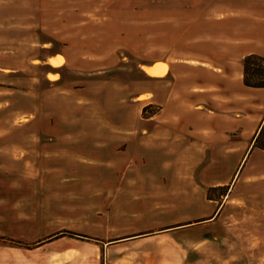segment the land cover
<instances>
[{
	"label": "rangeland",
	"instance_id": "rangeland-1",
	"mask_svg": "<svg viewBox=\"0 0 264 264\" xmlns=\"http://www.w3.org/2000/svg\"><path fill=\"white\" fill-rule=\"evenodd\" d=\"M175 21L179 0H0V131H17L19 236L0 238V250L24 252L62 237L91 247L157 232L146 240L149 247L181 244L184 264H264V153L250 150L264 116V90L233 95L225 112L211 108L208 139L179 156V140L142 139L152 127L142 119L157 106H127L130 96L115 86L147 81L140 66L163 64L157 62L173 48ZM82 40L128 49L104 63L85 60L83 69L75 54L47 76L39 44L61 48L72 41L77 49ZM49 76L59 81L52 85ZM118 116L137 129L122 138L110 134L115 129L107 120ZM215 214L181 232H161ZM22 251L17 259L31 260ZM37 251L47 255L46 248ZM0 264L9 263L0 256Z\"/></svg>",
	"mask_w": 264,
	"mask_h": 264
},
{
	"label": "crops",
	"instance_id": "crops-1",
	"mask_svg": "<svg viewBox=\"0 0 264 264\" xmlns=\"http://www.w3.org/2000/svg\"><path fill=\"white\" fill-rule=\"evenodd\" d=\"M25 44L34 45L29 41H17L18 47ZM91 44L82 40L76 49L72 41H63L61 48L52 42L40 43L37 48L43 53L40 64L50 70L47 76L55 75L53 72L67 66L75 54L81 59L83 69L88 63L85 60H96L98 64L102 60L104 63L112 60L118 49H128V44L116 42ZM57 50L64 52V63L61 61L62 65L54 67L49 60L61 58L57 57L60 55ZM250 55L264 57V0H179V21H175L173 48L160 54L157 62L163 64L140 66L138 72L147 81L136 85L117 83L115 86L130 96L126 100L130 101L127 106L139 107V111L147 105L159 107L157 114L142 119L152 124L148 131L142 132V139L152 141L156 138L157 145L165 142V139L161 141L162 136L179 140V156H183L191 154L198 140L208 139L214 122V117L209 114L211 108L219 106L225 112L233 95L242 97L247 94V89L252 90L243 84L242 61ZM36 59L40 62L39 57ZM143 66H163L164 72L159 77H149L141 70ZM233 75H236L234 81ZM58 81L53 79L50 84ZM89 90L92 88L88 87L86 92ZM134 90L139 92L133 93ZM142 96L144 99L139 100ZM121 102L116 106L119 115L126 107ZM219 116L226 121L225 113ZM229 120L231 122L232 118ZM107 121L115 129L110 134L119 138L137 129V123L127 117H109ZM95 134L102 137L100 132ZM50 135L53 138V134ZM64 136L56 135L55 138ZM129 150L130 144L127 143L126 151ZM215 216L168 227L161 232H181L189 226L210 222ZM155 234L131 233L114 242H99L91 247L80 240L62 241L65 239L62 237L40 242L34 249H25L24 252L17 247L0 250V256L9 264H184L182 253L185 249L181 244L149 247L146 240L155 238ZM17 236V131H0V238L17 239ZM41 248L47 251L44 258L37 256V250ZM17 251H22L20 253L31 260L21 262L17 259Z\"/></svg>",
	"mask_w": 264,
	"mask_h": 264
},
{
	"label": "trees",
	"instance_id": "trees-1",
	"mask_svg": "<svg viewBox=\"0 0 264 264\" xmlns=\"http://www.w3.org/2000/svg\"><path fill=\"white\" fill-rule=\"evenodd\" d=\"M243 84L252 89H264V57L250 55L243 59ZM144 113L146 110L143 109ZM159 111L149 115L154 116ZM259 150L264 153V116L251 139L250 150ZM226 190V187H225Z\"/></svg>",
	"mask_w": 264,
	"mask_h": 264
},
{
	"label": "bare ground",
	"instance_id": "bare-ground-1",
	"mask_svg": "<svg viewBox=\"0 0 264 264\" xmlns=\"http://www.w3.org/2000/svg\"><path fill=\"white\" fill-rule=\"evenodd\" d=\"M49 64L51 66L56 67V66L61 64V59L60 58L51 59V60H49ZM141 70H143V72L146 75H148L149 77L155 78V77H159L160 75H162V73L164 72V67L163 66H155V67L149 68V67L143 66ZM49 79L53 80L55 78L49 76Z\"/></svg>",
	"mask_w": 264,
	"mask_h": 264
}]
</instances>
